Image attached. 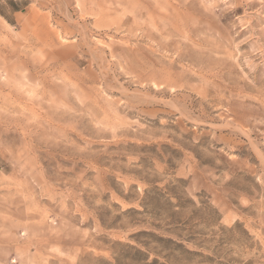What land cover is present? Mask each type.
Returning a JSON list of instances; mask_svg holds the SVG:
<instances>
[{
  "label": "rangeland",
  "instance_id": "obj_1",
  "mask_svg": "<svg viewBox=\"0 0 264 264\" xmlns=\"http://www.w3.org/2000/svg\"><path fill=\"white\" fill-rule=\"evenodd\" d=\"M0 264H264V0H0Z\"/></svg>",
  "mask_w": 264,
  "mask_h": 264
}]
</instances>
